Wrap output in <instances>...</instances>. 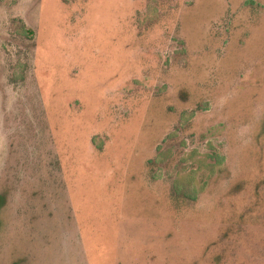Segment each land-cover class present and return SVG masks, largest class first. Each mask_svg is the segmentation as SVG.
Wrapping results in <instances>:
<instances>
[{
    "label": "rangeland",
    "instance_id": "374dc122",
    "mask_svg": "<svg viewBox=\"0 0 264 264\" xmlns=\"http://www.w3.org/2000/svg\"><path fill=\"white\" fill-rule=\"evenodd\" d=\"M0 264H264V0H0Z\"/></svg>",
    "mask_w": 264,
    "mask_h": 264
},
{
    "label": "trees",
    "instance_id": "16d2710c",
    "mask_svg": "<svg viewBox=\"0 0 264 264\" xmlns=\"http://www.w3.org/2000/svg\"><path fill=\"white\" fill-rule=\"evenodd\" d=\"M27 32H31L32 30L30 28H25Z\"/></svg>",
    "mask_w": 264,
    "mask_h": 264
}]
</instances>
